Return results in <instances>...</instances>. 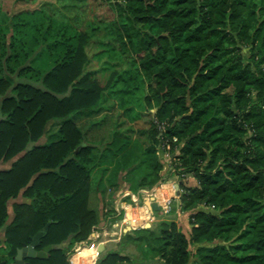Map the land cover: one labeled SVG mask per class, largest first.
<instances>
[{
    "label": "trees",
    "instance_id": "trees-1",
    "mask_svg": "<svg viewBox=\"0 0 264 264\" xmlns=\"http://www.w3.org/2000/svg\"><path fill=\"white\" fill-rule=\"evenodd\" d=\"M124 1L117 40L147 77L146 108L156 109L154 147L139 158L117 131L97 148L75 123L98 112L114 84L84 74L90 36L39 10L8 18L0 8V165L11 163L0 170L5 255L13 260L51 222L39 247H53L48 259L28 261L69 264L101 222L90 207L94 172L103 179L115 168V180L121 171L134 180L144 166L162 168L157 121L179 140L177 173L197 182L180 195L184 210H206L190 216L189 237L162 223L153 250L164 264L194 256L195 264H264V0ZM20 196L28 202L14 204L8 224V204ZM126 261L111 252L100 264Z\"/></svg>",
    "mask_w": 264,
    "mask_h": 264
},
{
    "label": "rangeland",
    "instance_id": "rangeland-1",
    "mask_svg": "<svg viewBox=\"0 0 264 264\" xmlns=\"http://www.w3.org/2000/svg\"><path fill=\"white\" fill-rule=\"evenodd\" d=\"M117 3L124 4L125 1L4 0L0 2V8L1 12L7 15L8 18H12L20 12L39 10L41 16H53L57 20L71 25L77 31L90 36L89 43L86 46L88 61L84 67V74H91L92 79L98 81L103 87L109 81H114V84L113 87L106 89L100 110L90 115L81 114L76 116L74 118L75 123L82 129L87 141L97 148H103L114 132L117 131L121 139L130 142L131 153L135 154L134 158H139L141 152L154 147L152 145L151 129L155 120L156 109L148 110L146 108L144 97L147 93V77L131 68V55L127 52L128 48L125 51L117 40L119 33L116 25V22L118 23ZM11 36L12 32L9 33L7 39L9 40ZM219 115L220 112L216 111L215 116L219 117ZM41 143H44L43 139ZM179 147L177 146L176 149H180ZM178 154L180 155V152ZM163 162L161 161L162 168L160 169H156L154 166L149 168L144 166L139 169L135 177L132 176L134 180L126 176L128 171L119 172V176L115 180L113 173L115 168L106 172L103 179H101L99 171L94 172L90 207L100 212L102 226L107 228H103L99 232H97V229L93 238L91 237L88 242L75 249L73 255L68 256L69 264H100V261L111 252L125 254L128 261L123 264L155 263L158 261L157 259L161 258L153 248L161 245L159 240L160 225L165 222H178L176 223L178 228L190 236V216L193 212L206 210V208L202 205L196 210L185 211L181 196L172 199V212L167 217L157 212L151 218L139 219L137 217L136 219L142 225L135 232V238L137 239L121 235L122 239L119 241L118 236L115 235V231L118 233L120 231L113 227V223L123 221V212L116 219L106 222L115 201L127 192L138 194L142 190L151 192L153 189L158 188L157 192L162 191L166 199L170 198L169 185L178 182L179 179L178 175L173 173L174 170L177 171L175 164L167 165V169H165ZM1 165L8 167L11 163H2ZM187 176V186L181 187V194L186 191V188L196 185L194 177ZM99 181L100 188L99 191H96ZM141 183H145V185L141 186L138 191L132 190L134 186ZM161 185H164V189ZM145 198L146 195L141 194L139 207H143ZM16 200H18V203L28 202L23 196ZM123 200L129 203L130 197H125ZM146 223L152 224V227H147ZM121 225H123V222ZM96 235L99 237L97 238ZM1 242L0 254L3 255L5 254V238L1 239ZM99 246H101L99 249L100 254L95 258V249H98ZM190 250L194 255L195 247L191 246ZM196 261L197 258L194 256L190 264H195Z\"/></svg>",
    "mask_w": 264,
    "mask_h": 264
},
{
    "label": "built area",
    "instance_id": "built-area-1",
    "mask_svg": "<svg viewBox=\"0 0 264 264\" xmlns=\"http://www.w3.org/2000/svg\"><path fill=\"white\" fill-rule=\"evenodd\" d=\"M158 125V128L160 130L159 133V140H160V145L158 146V150H157V155L159 157V159L161 161H164V165H165V169H167V165H171V164H175L176 166V162H177V153L180 152L179 149H176L174 147V145H178L179 144V140L178 138H173V139H167V137L165 136V130H164V125L159 124L157 121L155 122ZM173 173H176L178 175V182H173L170 183L169 185V199H166L165 196L163 195L162 191H158V188L153 189L151 192H148L146 190H142L140 193L138 194H133L131 192H127L126 194H123L119 201L121 202L122 199H124L125 197H130L132 199V202L136 205L139 204V199L141 194L146 195L145 201L144 202H150L151 205L146 206L147 208V214L146 217L147 218H151L152 215L154 216V211L152 210V205L153 204H158L160 207V211L157 212L163 216H169L172 212V199L175 197H179L182 193L181 191V185L182 183H187V175L186 174H178L177 171H173ZM169 184V183H168ZM165 185V184H164ZM164 185H161V187L163 188ZM160 187V188H161ZM164 189V188H163ZM161 189V190H163ZM155 218V217H154ZM126 225H131L132 228H138L141 227V223L139 222L138 219L136 218H128L125 220ZM145 225V224H144ZM95 236V233L93 234V237Z\"/></svg>",
    "mask_w": 264,
    "mask_h": 264
},
{
    "label": "crops",
    "instance_id": "crops-1",
    "mask_svg": "<svg viewBox=\"0 0 264 264\" xmlns=\"http://www.w3.org/2000/svg\"><path fill=\"white\" fill-rule=\"evenodd\" d=\"M43 141H44V143H45V139H43ZM41 142H42V140H41ZM40 142V144H43V143H41ZM11 166V165H10ZM10 166H8V167H3L2 165L0 166V170H4V169H8V168H10ZM195 184H196V182H195ZM14 203H18V200H15V201H10L9 202V205H8V211H9V216H10V218H9V222H8V224L9 223H11L12 222V220H13V217H14V214H13V204ZM140 203V202H139ZM146 206H147V203L146 202H144L143 203V207H139V204L138 205H136V204H134L133 202H132V199L130 198V201H129V203H127L126 201H119V199H117V201H115V205L114 206H112V208H111V210H110V214H109V217L107 218V221L106 222H109V221H111V220H113V219H116L117 218V216H119V215H121V213L123 212L124 213V219H123V225H121V223L122 222H120V221H115V223H113V227L116 229L117 228V230L119 229V233L117 232V231H115V235L116 236H118V240L120 241L122 238V236L121 235H124V237L125 236H135V232L137 231V230H139L140 229V227H138V228H132V230H131V232L130 231H127V228H128V225H126L125 224V220L126 219H128V218H131V217H133V218H137V217H139V219H144V218H147L146 217V214H147V208H146ZM123 210V211H122ZM108 212V211H107ZM100 216H101V214H100ZM101 221H102V219H101ZM176 223H178V222H176ZM116 224H118V225H116ZM103 225V223L102 222H100V224H99V226L97 227V232H99V230L101 231V229H103V228H107L106 226L104 227V226H102ZM146 225H147V227H152V224H148V223H146ZM119 226V227H118ZM192 229V227L191 226H189V230H191ZM107 230V229H106ZM184 233V232H183ZM96 234V233H95ZM186 235H187V233H186ZM112 236V235H111ZM188 236V235H187ZM96 237L98 238L99 236L98 235H96ZM189 237V236H188ZM5 238V230L4 229H0V242H1V239H4ZM117 240V241H118ZM2 243V242H1ZM4 244V243H3ZM3 244H2V246H3ZM107 244V243H106ZM105 244V245H106ZM98 245H100L99 243H98ZM97 245V246H98ZM82 245H81V243L80 244H77V245H75V247L73 248V251H74V249H77L78 247H81ZM100 247L101 246H99V247H97L98 249H95V258L96 257H98V255L100 254ZM71 255H73V252L70 254V256ZM121 255H123V256H126L125 254H123V253H121ZM158 261H156V262H159V263H151V264H162V263H164L161 259H157ZM144 262H146V261H144ZM142 264H144V263H142Z\"/></svg>",
    "mask_w": 264,
    "mask_h": 264
},
{
    "label": "water",
    "instance_id": "water-1",
    "mask_svg": "<svg viewBox=\"0 0 264 264\" xmlns=\"http://www.w3.org/2000/svg\"><path fill=\"white\" fill-rule=\"evenodd\" d=\"M150 205L151 203L147 202V206L150 207ZM151 207L154 212L160 211V207L156 203L153 204ZM50 226H51V222H49L43 230L39 231L34 237H32L31 244L29 246H25L23 249L18 250L17 256L15 257L17 264H27L25 262L27 259L42 260L47 258L48 254L53 250V247L48 246L41 251H38V248L41 246L43 238L47 235ZM131 230H132V226L129 225L127 231L131 232Z\"/></svg>",
    "mask_w": 264,
    "mask_h": 264
},
{
    "label": "flooded vegetation",
    "instance_id": "flooded-vegetation-1",
    "mask_svg": "<svg viewBox=\"0 0 264 264\" xmlns=\"http://www.w3.org/2000/svg\"><path fill=\"white\" fill-rule=\"evenodd\" d=\"M30 245V244H29ZM29 245H23V247L21 248V249H23L25 246H29ZM68 245V243H66V244H63V248H66V246ZM46 247H48V246H46ZM46 247H42V248H38V251H41V250H43L44 248H46ZM18 252V251H17ZM51 253V252H50ZM50 253L48 254V256H47V258H45V259H42V260H46V259H48V257H49V255H50ZM16 256H17V254H16ZM15 256V257H16ZM15 257H14V259L13 260H10L9 259V257L7 256V255H5V254H0V264H17V261H16V259H15ZM28 260H30V259H27L25 262L27 263V264H31ZM34 260V259H33ZM38 260H40V259H38Z\"/></svg>",
    "mask_w": 264,
    "mask_h": 264
}]
</instances>
